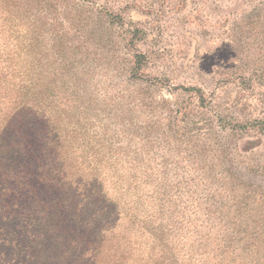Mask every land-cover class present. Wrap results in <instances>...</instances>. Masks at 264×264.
<instances>
[{
    "label": "rangeland",
    "instance_id": "1",
    "mask_svg": "<svg viewBox=\"0 0 264 264\" xmlns=\"http://www.w3.org/2000/svg\"><path fill=\"white\" fill-rule=\"evenodd\" d=\"M0 13L30 111L76 150L74 197L123 264H256L224 206L239 183L264 191V0H0ZM77 232L50 245L53 264L92 251L95 233Z\"/></svg>",
    "mask_w": 264,
    "mask_h": 264
},
{
    "label": "trees",
    "instance_id": "2",
    "mask_svg": "<svg viewBox=\"0 0 264 264\" xmlns=\"http://www.w3.org/2000/svg\"><path fill=\"white\" fill-rule=\"evenodd\" d=\"M15 33L0 13V264L56 263L47 251L50 245L60 240L65 244L66 234L77 239V231L88 230L95 233L97 244L78 255L79 264H123L119 237L96 225L85 210L88 203L74 197L79 178L74 162L80 160L76 150L47 135L41 118L30 111L25 91L30 85L24 78L28 65L14 43ZM138 181L134 176L126 188ZM229 193L224 208L235 212L232 232L239 250L249 261L264 264V191L239 183ZM71 202L79 207L80 217ZM91 214L99 217L102 211Z\"/></svg>",
    "mask_w": 264,
    "mask_h": 264
}]
</instances>
